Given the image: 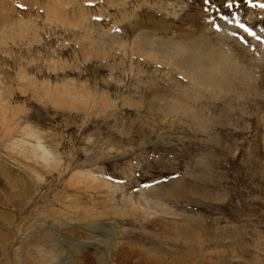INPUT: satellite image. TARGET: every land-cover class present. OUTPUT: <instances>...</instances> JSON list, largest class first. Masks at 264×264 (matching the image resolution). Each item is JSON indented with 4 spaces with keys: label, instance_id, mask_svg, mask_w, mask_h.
Masks as SVG:
<instances>
[{
    "label": "rangeland",
    "instance_id": "rangeland-1",
    "mask_svg": "<svg viewBox=\"0 0 264 264\" xmlns=\"http://www.w3.org/2000/svg\"><path fill=\"white\" fill-rule=\"evenodd\" d=\"M55 1L0 0V264H264V0Z\"/></svg>",
    "mask_w": 264,
    "mask_h": 264
},
{
    "label": "bare ground",
    "instance_id": "bare-ground-1",
    "mask_svg": "<svg viewBox=\"0 0 264 264\" xmlns=\"http://www.w3.org/2000/svg\"><path fill=\"white\" fill-rule=\"evenodd\" d=\"M53 0H51L52 2ZM62 4H63V1L62 0H57L55 1V5L54 6H50L49 7H46V13H47V17H55L57 13H59L63 8H62ZM172 37V36H171ZM171 39V38H170ZM175 43V42H174ZM132 45V44H131ZM176 45V44H175ZM178 45V44H177ZM126 48V46H125ZM177 48V46H176ZM185 50V52H187L186 50L188 49H193L195 50L194 51V54L199 56L203 61H204V64H212L214 68H216V66H214L215 64L218 65L219 67L221 66H224V65H220V64H226V65H230V66H233L234 64H232L231 60L229 58L231 57H227V53L224 54V53H217L213 47V45H211L210 43L208 42H205L203 40H199L198 42H190V43H186L185 47L183 48ZM177 50H179L177 48ZM180 51V50H179ZM181 52H182V49H181ZM184 52V53H185ZM189 52H193V51H190ZM179 53V52H178ZM188 53V52H187ZM176 54V53H175ZM181 55V54H180ZM229 56V55H228ZM184 57V56H183ZM202 63V61H201ZM207 65V66H208ZM210 66V65H209ZM208 66V67H209ZM217 69V68H216ZM209 70V69H208ZM201 71H205L204 68L203 70ZM182 75V74H181ZM189 76V75H188ZM192 79V78H191ZM216 82V81H215ZM193 84V83H191ZM205 85V83H204ZM214 85V84H213ZM218 85V84H217ZM207 86V84H206ZM201 87V86H200ZM217 88V87H216ZM219 88V87H218ZM75 89V88H74ZM199 89V88H198ZM229 92V91H228ZM83 94V93H82ZM78 95V94H77ZM81 95V94H80ZM186 95V94H185ZM210 95V94H209ZM83 96V95H82ZM183 96V95H182ZM87 97V96H86ZM89 97V95H88ZM189 98V97H188ZM190 102V101H189ZM194 104V103H193ZM182 105V104H181ZM178 106V105H177ZM176 106V107H177ZM180 109V108H179ZM143 255V254H142ZM145 256V255H144ZM142 257V256H141Z\"/></svg>",
    "mask_w": 264,
    "mask_h": 264
},
{
    "label": "snow or ice",
    "instance_id": "snow-or-ice-1",
    "mask_svg": "<svg viewBox=\"0 0 264 264\" xmlns=\"http://www.w3.org/2000/svg\"><path fill=\"white\" fill-rule=\"evenodd\" d=\"M228 6L231 7V4H229Z\"/></svg>",
    "mask_w": 264,
    "mask_h": 264
}]
</instances>
